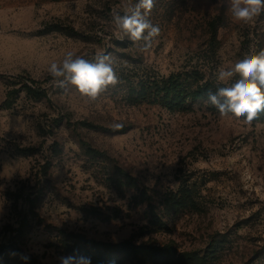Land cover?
I'll use <instances>...</instances> for the list:
<instances>
[{
  "label": "rangeland",
  "instance_id": "obj_1",
  "mask_svg": "<svg viewBox=\"0 0 264 264\" xmlns=\"http://www.w3.org/2000/svg\"><path fill=\"white\" fill-rule=\"evenodd\" d=\"M129 2L0 0V247L17 249L0 264L86 251L100 259L91 264H139L77 237L264 264V112L245 124L202 100L171 106L157 90L195 69L217 85V69L264 49V13L243 24L229 0H154L160 34L142 50L113 24ZM69 50L111 53L120 82L96 101L54 89L48 67Z\"/></svg>",
  "mask_w": 264,
  "mask_h": 264
},
{
  "label": "clouds",
  "instance_id": "obj_2",
  "mask_svg": "<svg viewBox=\"0 0 264 264\" xmlns=\"http://www.w3.org/2000/svg\"><path fill=\"white\" fill-rule=\"evenodd\" d=\"M229 3L231 17L238 23L248 24L264 13V0H229ZM154 6V0H137L135 4L129 2L122 14L114 10L113 24L122 33L118 38L127 37L133 43L143 41L142 50L151 47L160 34L159 26L149 19ZM48 73L54 89L66 91L74 86L88 101H96L101 93L120 82L115 59L103 51L89 60L69 50L60 63L50 64ZM214 76L217 85L224 86H217L214 91L209 89L204 103L216 108L221 118H243L245 124H251L264 112V49L245 54L231 67L217 69ZM20 258L28 259L22 254ZM60 259L61 264H91L90 258L78 255Z\"/></svg>",
  "mask_w": 264,
  "mask_h": 264
},
{
  "label": "trees",
  "instance_id": "obj_3",
  "mask_svg": "<svg viewBox=\"0 0 264 264\" xmlns=\"http://www.w3.org/2000/svg\"><path fill=\"white\" fill-rule=\"evenodd\" d=\"M214 31V35H215ZM159 86H161L159 88ZM217 86L224 85H214L213 83L208 82L201 76L200 71L198 70H188L184 73H178L177 75H172L169 79L157 85V90L163 92V98L174 106H182L187 100L189 101H205L206 92L211 89L215 90ZM143 89V88H142ZM27 90L30 94H34L37 97H42L46 95L45 91L42 89H36L32 87H27ZM83 125L89 126L88 123H83ZM85 144V147L90 150L88 144ZM96 152V151H95ZM97 153V152H96ZM183 200V195L180 196L178 203ZM26 217L24 218V224L26 223ZM79 242H87L93 244L94 248L98 251H105L106 253L122 252L125 253L128 257H132L138 260L139 264H144L141 261V256L149 257L152 261V264H209V255L205 254L202 257L196 254H178L171 246L164 245L154 246V245H137L132 240L124 241L122 243L113 244V243H104L96 241H88L85 237H77ZM16 246L8 245L0 247V257H5L11 251H16ZM75 254V253H74ZM80 255L88 257L95 262L100 261L98 257H93L89 252H83ZM103 260V259H102Z\"/></svg>",
  "mask_w": 264,
  "mask_h": 264
}]
</instances>
